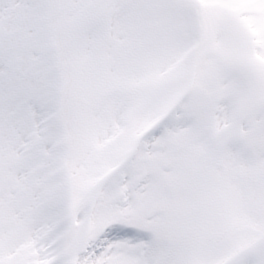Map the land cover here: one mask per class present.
Returning <instances> with one entry per match:
<instances>
[{"label": "snow or ice", "instance_id": "snow-or-ice-1", "mask_svg": "<svg viewBox=\"0 0 264 264\" xmlns=\"http://www.w3.org/2000/svg\"><path fill=\"white\" fill-rule=\"evenodd\" d=\"M0 264H264V0H0Z\"/></svg>", "mask_w": 264, "mask_h": 264}]
</instances>
